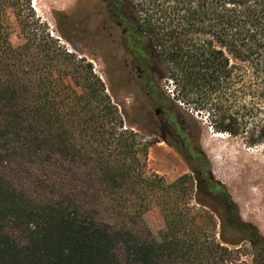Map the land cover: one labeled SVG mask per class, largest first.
I'll return each instance as SVG.
<instances>
[{"label":"trees","instance_id":"obj_1","mask_svg":"<svg viewBox=\"0 0 264 264\" xmlns=\"http://www.w3.org/2000/svg\"><path fill=\"white\" fill-rule=\"evenodd\" d=\"M19 1L0 0V264H233L229 247L239 235L264 264V238L235 218L224 189L211 188L227 214L217 242L203 239L195 217L166 213L170 193L153 188L158 175L134 173L135 134L116 132L122 116L91 63L34 34ZM122 1L125 55L139 68L142 95L165 106L154 76L164 79L173 99L205 112L216 132L264 143V0ZM7 8L20 28L17 44ZM79 100L85 106L73 111ZM131 110L141 117L145 101ZM203 160V175L170 186L194 179L182 194L205 206L198 185L214 179ZM155 211L164 212L161 241L143 228V216Z\"/></svg>","mask_w":264,"mask_h":264},{"label":"rangeland","instance_id":"obj_2","mask_svg":"<svg viewBox=\"0 0 264 264\" xmlns=\"http://www.w3.org/2000/svg\"><path fill=\"white\" fill-rule=\"evenodd\" d=\"M19 3L23 6L24 15H28V20L32 23L34 34L47 40V43L54 48L58 45L63 47L72 53L75 59L84 58L91 63L92 72L101 78L106 93L111 95V104L117 106L118 115L122 116L120 124L118 118L114 120L120 126L116 132L135 134L137 145L134 149L139 151L140 160L137 164H133L134 173L158 175L161 179L153 184V188L169 191V195L164 193L163 196L166 213L171 209L177 218L189 221L195 217L202 228L200 234L203 239L207 242H217L220 231L219 216L223 219L227 217L222 200L209 195L199 184V201L205 206L196 204L189 194H182L183 187L189 183L196 186V181L191 178L182 188L170 186L182 175L193 178L195 175L193 170L176 148L149 132L145 122L146 113L141 117H136L132 113L131 107L139 103V99L144 101L146 99L140 91L138 81L129 80L122 70L121 49L115 47V50H112L106 43H95L89 36L87 25L79 23V14L90 10L95 0H20ZM6 11L10 23L9 38L12 44H17L21 40L20 28L13 9L7 8ZM74 77H77L76 74ZM154 78L168 97L165 106L170 113L177 115L182 125L198 136V145L208 161L214 181L222 185L230 196L235 218L254 226L257 233L264 238V143L249 145L240 135L216 132L211 128L205 112L189 108L187 110V107L173 99L171 93L173 88L169 82L156 76ZM110 82L113 83L114 92L111 91ZM125 82L129 83L128 88L124 87ZM73 88L80 92L79 85L74 84ZM62 90L63 99L69 92L63 88ZM95 103L89 108L92 109ZM84 106V101L79 100L73 111L80 110ZM143 149L145 157L142 155ZM140 185L143 186V183H137L136 188ZM207 207L213 209L216 215ZM162 214L155 211L143 216V228L145 227L158 241L167 237ZM225 235L231 238L228 232ZM232 239L237 243L236 247H229L232 250L233 264H263L262 261L254 259L246 237L239 235ZM173 255L177 261L181 260L179 254Z\"/></svg>","mask_w":264,"mask_h":264},{"label":"flooded vegetation","instance_id":"obj_3","mask_svg":"<svg viewBox=\"0 0 264 264\" xmlns=\"http://www.w3.org/2000/svg\"><path fill=\"white\" fill-rule=\"evenodd\" d=\"M87 12L79 14V23L86 24L90 38L95 43H106L109 49H121L122 70L126 77L139 79V68L132 58L125 55V36L124 27L125 15H129V10L125 8L122 0L114 3L112 0H95L94 5ZM145 96V113L146 126L157 138L162 139L165 143L176 148L186 159L187 164L191 167L195 175H203L202 162L205 159L203 151L198 145V136L192 130H187L178 116L171 114L166 106L156 104L154 99L144 92ZM206 192L212 197H217L212 189H224L216 181H201ZM212 188V189H211ZM212 190V191H211Z\"/></svg>","mask_w":264,"mask_h":264}]
</instances>
